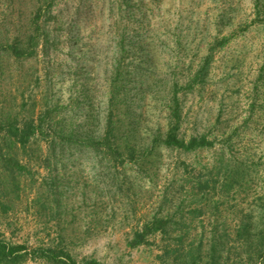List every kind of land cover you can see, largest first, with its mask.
Segmentation results:
<instances>
[{
  "label": "rangeland",
  "instance_id": "rangeland-1",
  "mask_svg": "<svg viewBox=\"0 0 264 264\" xmlns=\"http://www.w3.org/2000/svg\"><path fill=\"white\" fill-rule=\"evenodd\" d=\"M24 1L23 11L29 15L32 0ZM10 2L0 0V16L9 9L11 25L17 15L12 4L17 2L7 7ZM117 5L116 0H56L48 23L49 50L39 49L36 58L16 61L0 49V124L9 118L34 117L45 130L26 148L11 151L28 169L19 173L18 192H9L11 208L0 212V236L29 246L54 245L63 237V245L76 258L94 256L105 264H165L159 255L167 245H176L172 232L150 233L137 246L130 241L134 231L156 214L175 220L186 213L190 221V198L177 187L186 176L184 169L193 176H207L223 155L233 158L231 169L246 168L245 178L230 196L215 194L222 209L216 222L236 227L246 212L255 213L252 210L261 203L264 0H131L135 13L123 19ZM224 36L230 40L215 50L206 83L184 100L183 133L186 137L206 134L215 139V147L192 153L162 147L140 164L125 157L115 169L111 156L99 162L89 147L68 142V135L80 138L103 132L108 75L114 62L157 64L160 78L166 74L180 78L190 68L196 69L213 41ZM145 107L144 136L154 133L162 106L155 108L149 101ZM7 151L4 148L6 155ZM104 169L109 171L107 176L100 174ZM220 176L221 181L225 179L223 173ZM3 187L14 186L11 182ZM204 220L208 228L204 244L208 245L211 225L208 217ZM166 258L172 260V254ZM257 261L264 264V256L250 262L244 253L233 251L223 264Z\"/></svg>",
  "mask_w": 264,
  "mask_h": 264
},
{
  "label": "trees",
  "instance_id": "trees-1",
  "mask_svg": "<svg viewBox=\"0 0 264 264\" xmlns=\"http://www.w3.org/2000/svg\"><path fill=\"white\" fill-rule=\"evenodd\" d=\"M13 1L17 3L12 4ZM116 1L121 18L124 15L133 16L135 11L130 5L131 0ZM24 2V0H11L7 5L9 7L12 4V10L17 14L16 19L11 21L12 26L7 17L9 9L2 11L1 14L4 16H0L1 53L7 54L16 61L36 58L39 49L46 51L52 46V30L48 27V23L56 0H32L29 15L25 14V10L23 11ZM45 15H47L46 18H44ZM229 40L230 36L220 39L217 37L198 67L190 68L188 73L180 78L171 79L167 74L160 78L158 74L161 70L157 64L143 67L140 63L131 65L117 60L108 75L109 98L103 132L96 136L86 133L80 138L68 135V142L80 147H89L95 152L99 162L111 156V160L115 161L112 163L115 169L120 167L118 162L125 160V157L130 162L140 164L162 147L179 153H192L199 149L215 147V139L206 134H191L186 137L183 133L184 100L188 93L206 83L215 50ZM120 41L121 47L125 49L126 39L123 30ZM147 54L151 55V50ZM139 75L144 77L138 79ZM131 81L135 85H130ZM161 84H164L163 93ZM133 90L135 93L131 95ZM158 93L163 95L158 96ZM149 101L154 102L155 108H159L160 105L162 107L154 121L156 126L154 133L144 136L143 133L148 127L144 124L143 116L146 109L145 102ZM138 111L140 113H137ZM44 133L45 130L39 118L30 117L20 121L14 117L0 124V160L3 167L0 170L1 213H7L11 208L7 201L10 197L9 192H18L19 173L28 169L27 165L23 164L11 151L26 148L33 137L38 134L44 135ZM4 148L8 150V155L3 152ZM53 155L55 156V153ZM231 159L233 160L225 155L218 158L213 168L206 173L207 176L202 174L199 177L193 176L190 175L191 172L184 169L186 176L182 177L177 187L184 189L187 198H190L188 209L191 215L190 221L186 219V213H182L180 219L175 220L168 214L164 216L156 214L134 231L130 245L137 246L144 243L150 233L159 232L165 235L172 232L176 245L172 247L167 245L164 254L159 255L165 264H223L228 261L233 251L244 253L250 262L263 257L264 193L259 197L261 203L252 210L255 213L246 212L236 227L231 228L227 223H219L215 219L222 212L218 201L214 200L215 194L220 193L221 197L230 196L231 190L245 178L246 168L231 169ZM49 166L53 165L49 164ZM108 172L104 169L100 174L107 176ZM222 173L225 179L221 181ZM55 181L56 179L53 184H56ZM11 182L13 189L3 187L10 185ZM54 200L59 202L58 197ZM58 210L55 216L59 215ZM205 217L210 219L209 225H211L209 229L211 238L208 245L204 244L208 229ZM200 221L199 231L193 233L194 239L187 243L186 240L192 236L193 229L199 226H196V223ZM63 242L64 238L59 237L54 245L29 246L25 243L14 244L0 236V264H26L29 261H36L39 264H105L94 256L76 258L70 250L66 249ZM171 254L172 260H167L166 256ZM256 263L258 264V261Z\"/></svg>",
  "mask_w": 264,
  "mask_h": 264
}]
</instances>
